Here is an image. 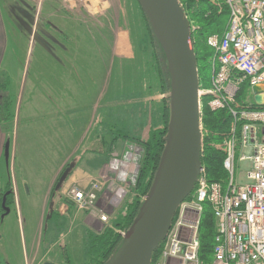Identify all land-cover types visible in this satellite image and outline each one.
<instances>
[{"label": "rangeland", "instance_id": "1", "mask_svg": "<svg viewBox=\"0 0 264 264\" xmlns=\"http://www.w3.org/2000/svg\"><path fill=\"white\" fill-rule=\"evenodd\" d=\"M8 1L10 15L5 12L4 8L3 15L6 22L10 21L11 47L16 48L20 54L30 35L36 8L34 4L24 0ZM63 2L73 5L74 9L77 10L75 13L85 16L83 19L96 22V27H106L107 29H105V34L101 35L105 42L103 45L100 44L98 50L94 51V48H91L87 55L88 49H86V45L83 46V50H86V55H84L83 63L80 66V68L84 67L83 69L78 68L81 62L76 59V55L79 57V51H81L80 47L77 46L76 37L84 39L86 36L84 31L89 27H82V35L73 34L70 37L68 34L69 43L64 44L65 48L68 49L69 61L67 60V64L70 63L75 66L76 70L72 76L70 74L65 79L59 78V82L65 80L58 83L59 100L57 101L61 104V108L64 105L61 113H65V110L71 106L70 93L68 92L70 86L83 90V94L77 93V96L83 97L84 100L73 99L74 106H80L79 104L83 103V107L86 108L94 103L96 95H98L96 100L99 105L96 112L97 116H101L103 106L109 104L116 97V91H113V88H119L121 96L127 95L126 97L130 99L133 95L139 99L144 97L148 99L149 105L146 106L149 114L147 112L146 119L149 115L150 125L152 117V122H154L160 107V95L150 49H142V42L145 40V38L143 40L145 26L137 1L63 0ZM99 3L103 4L101 10ZM45 14L46 7L41 11V20ZM50 21L59 33L66 31L64 26H70L69 22L66 25H60L61 22L53 17ZM21 24H24V28ZM13 27L14 30H12ZM109 28L116 31H120V29L126 31L125 42L128 49L131 50L130 59L113 57L111 52L112 32L108 31ZM42 31H47V29L41 27L38 37ZM52 31L55 29L52 28ZM75 31L77 32V30ZM80 31L81 28H79ZM58 40L60 42L61 38L59 37ZM145 43L146 41H144V45H146ZM36 51L37 49L33 55L37 54ZM79 69V73L75 74ZM6 81L7 87L15 91L20 83L17 71H14ZM85 90L88 94L85 93ZM111 91L113 92L110 93ZM85 99L88 100L85 101ZM87 103L89 104L87 105ZM10 112L12 113V107ZM74 114H76L75 109ZM136 117L137 115H122L123 119L128 118L127 123H130L131 120L134 121ZM10 122L5 123V125L0 122L1 129L9 131ZM74 123L73 135L70 140L61 137L53 139L54 135L50 139L44 137L33 140L23 129H19L17 132V140L15 138L10 139V136L6 140L9 144V159L7 164L0 161V191L1 193L4 192L3 188L9 181L11 186H14L16 195L14 204L7 208L8 212H0V264H41L42 261L63 264L62 248L66 250L71 264L83 263V218L76 216L77 212L80 211L73 206L67 210L69 211V217H67L61 214L63 210L61 213L56 210L62 188V182L59 180L54 186L52 197L47 198L48 185L55 176L57 177L59 172H61L60 177L65 174L68 176L78 157L84 155L86 149L95 151L99 148L93 131L91 130L87 138L82 141L79 139L82 124L80 121ZM101 127L104 129L106 125ZM111 137L112 135L106 134V146L110 143ZM128 149L130 156L126 158L124 164L120 165V162L111 161L106 165L103 174L97 176L98 180L95 183L102 184V189L96 207L87 212L91 218V228L93 226L94 229L99 228L96 223L98 216L102 214L107 215L106 224H108L110 215L113 214L111 217L114 216L122 203L130 197L131 182L134 181L138 171L140 148L132 143ZM246 168V164L239 166L242 171ZM1 206L5 207L2 203ZM63 208L66 210V206ZM54 211L59 214V217L52 219L51 214Z\"/></svg>", "mask_w": 264, "mask_h": 264}, {"label": "built area", "instance_id": "2", "mask_svg": "<svg viewBox=\"0 0 264 264\" xmlns=\"http://www.w3.org/2000/svg\"><path fill=\"white\" fill-rule=\"evenodd\" d=\"M223 2L229 12L226 30L221 37L207 38L215 72L210 89L199 95L212 96L210 111L226 109L232 117L223 144L227 179L224 185L209 183L201 169L192 198L177 209L160 255L150 264H202L198 229L205 203L216 229L210 264H264V0ZM243 83L249 92L240 107L235 97ZM253 87L261 91L253 93ZM241 164L247 166L243 171ZM101 189L94 182L88 190L75 187L68 194L78 210L89 212ZM98 221L106 224L107 215H99Z\"/></svg>", "mask_w": 264, "mask_h": 264}, {"label": "crops", "instance_id": "3", "mask_svg": "<svg viewBox=\"0 0 264 264\" xmlns=\"http://www.w3.org/2000/svg\"><path fill=\"white\" fill-rule=\"evenodd\" d=\"M24 1L34 4L36 12L31 23L32 27L30 35L26 40L23 50L21 49L20 54H18L17 49L11 47L10 35H12V31L10 27V21L6 22L3 15V8L5 9V12L10 15V8L8 7L9 1L0 0V77H4L8 80L11 74H13L14 71H17L20 82L15 91L10 90L7 86L3 91L8 95L13 105L12 120L9 127L10 130L5 131L0 127V161L2 163H8L9 144L6 142V140H8L9 136L11 137L10 139L15 138L17 140V132L19 129H23L24 132L28 133V135L33 140L44 137L50 139L53 135V139L61 137L65 140H70L73 135L74 122L80 121L82 128L80 135L81 137L79 139L82 141L87 138V135L92 130V133L95 135L97 147L99 148L95 151L86 149V151H84V155H80L81 157H78L76 164L69 171V175L66 176L62 181V188L60 187V200L56 204L58 208H56V210H58L60 213L62 212L61 210H63V213L61 214L69 217V211L67 210L70 209L67 204H71L75 207L68 194L70 189L76 187L82 190H88L90 186L98 180V174H103L106 165H108L111 161L117 163L120 162V165H122L125 163L126 158L130 156L128 147L131 146L132 142L130 140L125 142L120 141L121 137L124 135L123 133L130 132L131 134H139L145 137L149 125V118L146 119V105H148V99L145 97L141 99L135 97L127 101V95L121 96L118 90L119 88H113V91H116V97L110 102L111 104L109 103L110 106H108L109 104H106V106L104 105L102 109V115L97 116L96 112L99 108V105L97 104L96 100L98 95H96V100L94 103H92L90 106H87L86 108L83 107V103L79 104L80 106H74L73 99L78 101L81 99L84 100L83 97L81 98L77 96V93L83 94V90L76 88L75 86L68 87V84H66L69 88L68 92L70 93L71 106L65 110V113H61L63 111L62 108L64 105L61 108V104L58 103L59 101H57L59 100L58 83H61L65 80H61L59 82V78L65 79V77H68L70 74L72 76L76 70L75 66H72L70 63L67 64V60L69 61V56L67 54L68 49L65 48L64 44L66 45L69 43L68 34L70 37L73 34L82 35V27H89L88 29L85 27L86 30L84 32L86 36L84 39L82 37H76V42L78 43L77 46H79V49L81 50L79 51V57L76 55V59L80 60L81 62L78 65V68H80L84 60V55H86V50H83V46L86 45V49H88L87 55L90 53L91 48H94V51L98 50L100 44L102 43L103 45L105 42V39L102 36L105 34V29L107 28L96 27V22L94 23L88 21L87 19H83L85 16L75 13L77 10L74 9V6L63 2V0ZM98 5L99 9L101 10L103 8V4L99 3ZM44 7H46V14L41 20V11L44 9ZM52 17L58 19L61 22L60 25H66V23L69 22L70 26H64L66 31L59 33L56 30V27H54L50 21ZM96 21L98 20L96 19ZM21 25L24 28V24ZM18 26L21 27L19 24ZM41 27L46 28L47 31H42L39 33L40 37H38V32ZM52 28L55 29V31H52ZM79 28H81L80 32ZM12 30H14V27ZM75 30H77V32ZM108 31L112 32V35H110L111 52L113 57L119 59H130L131 50L128 49L125 42L126 31L122 29H120V31H116L111 30L110 28ZM59 37L61 38L60 42L58 40ZM80 42L81 44H79ZM36 49L38 52L36 51L37 54L33 55ZM83 68L84 67H81L80 69ZM80 69L76 71L75 74H78ZM24 93L26 94L24 95ZM85 93L88 94L86 90ZM86 100L88 99H85V101ZM88 104L89 103H87V105ZM74 109L76 110V114H74ZM123 114L126 116L137 115V117L134 121L131 120L130 123H127L126 121L128 118L123 119ZM105 125L106 128L102 129L101 126ZM106 134H109L110 136L112 135L108 146H106L105 141ZM116 138L117 140H115ZM22 139L27 140L26 138ZM113 140H115V146H113L111 149L110 145L113 143ZM6 144L8 146L7 156H5ZM110 149V159L108 162H106L105 155ZM60 173L61 172H59L57 177L55 176L49 183L47 198L52 197L54 186L61 178L59 177ZM11 190L15 201L16 191L13 185L11 186ZM99 196L100 194L98 197ZM63 206H66V210L63 208ZM111 215L110 222L108 224L112 222L113 216L111 217ZM76 216L83 218V226L95 231H99L104 226L108 225L99 223L97 221L96 225H99V228L94 229V226L91 228V218L86 211L77 212ZM41 264H43V261ZM170 264L175 263L170 262Z\"/></svg>", "mask_w": 264, "mask_h": 264}, {"label": "trees", "instance_id": "4", "mask_svg": "<svg viewBox=\"0 0 264 264\" xmlns=\"http://www.w3.org/2000/svg\"><path fill=\"white\" fill-rule=\"evenodd\" d=\"M178 2L183 6L184 14L191 29L190 45L195 56L198 74V89L199 91H207L211 87V80L215 72V69L212 67V59L215 54L214 51L207 46V38L212 35L222 36L226 30L229 12L223 0H178ZM140 12L145 26V36H143V40L145 38L144 41H146V45H144V41L142 42V49H150L158 84V93L160 95V107L157 110L154 122H152V117L145 137L139 134H131L130 132L123 133L124 135L121 137L120 141L125 142L130 140L140 148L138 171L134 181L131 182V194L130 197L122 203L117 213L114 214L110 224L104 226L99 231H95L86 226L83 227L82 264H105L111 259L121 243L123 233H125L132 224L141 202L150 188L165 145L169 120V77L162 50L158 42L154 39L150 26L141 9ZM6 86V78L0 77V122L3 123V125L12 120V113L10 112L12 101L8 95L3 92ZM248 92V86L243 83L235 97V104L240 105V107L245 106L244 100ZM131 98L135 97L131 96L130 99ZM211 98V95L205 93L199 96V124L201 127L202 139L200 162L209 183H220L224 185L227 179V173L222 167V162L225 157L223 144L229 137L232 117L226 109L217 112L210 111L208 102ZM130 99L126 98L127 101ZM147 112L149 114V111L146 109V113ZM115 140H117V138ZM115 140H113V143L110 145L111 149L114 146ZM111 149L106 152V162L110 159ZM10 190L11 184L7 182L3 190L4 192L0 193V212L5 211L11 204H14L13 193L12 190ZM193 193L194 189L185 200H190ZM1 203L4 204L5 207H2ZM67 205L69 209L73 207L71 204ZM56 217H59V214L54 211L51 214V218L53 219ZM175 217L176 213L171 220V225L174 223ZM215 234V221L210 207L205 203L203 205V212L198 229L200 243L198 257L202 264H210ZM162 244L163 242L152 254V262L160 255ZM62 249L63 264H71L66 250L64 248Z\"/></svg>", "mask_w": 264, "mask_h": 264}, {"label": "water", "instance_id": "5", "mask_svg": "<svg viewBox=\"0 0 264 264\" xmlns=\"http://www.w3.org/2000/svg\"><path fill=\"white\" fill-rule=\"evenodd\" d=\"M137 2L165 58L170 88L169 120L150 188L119 247L105 264H150L152 254L166 239L172 218L193 191L202 169L200 95L189 22L178 0ZM252 91L258 93L261 89L253 87ZM254 100L257 105L261 103L259 96ZM7 147L6 144L5 156Z\"/></svg>", "mask_w": 264, "mask_h": 264}]
</instances>
